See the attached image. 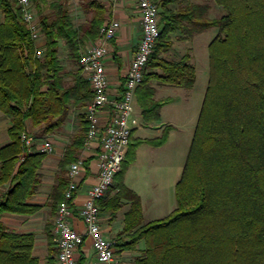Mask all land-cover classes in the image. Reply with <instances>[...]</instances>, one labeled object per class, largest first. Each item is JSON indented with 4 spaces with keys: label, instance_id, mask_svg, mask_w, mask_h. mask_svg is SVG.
Returning <instances> with one entry per match:
<instances>
[{
    "label": "trees",
    "instance_id": "trees-1",
    "mask_svg": "<svg viewBox=\"0 0 264 264\" xmlns=\"http://www.w3.org/2000/svg\"><path fill=\"white\" fill-rule=\"evenodd\" d=\"M154 1L160 32L147 63L150 71L137 88L144 120H156L159 108L168 102L152 99L153 91L146 87L150 79L187 90L194 83L187 54L176 62L159 57L169 47L168 34L182 29L190 37L209 28L217 33L208 44V84L174 186L176 207L163 218L143 222L138 195L122 183L142 141L129 142L115 186L98 201L100 211L111 219L127 204L115 247L118 252L133 251L141 242V254L132 264H264V0H214L224 14L213 19L205 17L204 5L173 11L169 6L180 0ZM31 2L44 39L41 58L34 57L35 45L14 0H0V111L12 123L7 131L10 142L0 149V188L10 184L0 194V214L39 210L27 200L36 191L45 154L26 153L18 163L23 154L20 134L27 120L48 134L60 126L72 101L80 109L90 102L92 93L79 71L71 85H64L57 42H65L67 58L76 64L84 44L98 38L104 23L105 9L94 1L87 3L94 7L93 16L79 29L73 28L64 9L50 20L40 7L46 0ZM85 128L72 136L58 163L59 175L49 194L54 216L67 184L65 169L77 159ZM167 131L146 142L162 145ZM46 230L53 246L50 224ZM32 244L31 235L7 232L0 223V264H37ZM48 263L54 264L51 256Z\"/></svg>",
    "mask_w": 264,
    "mask_h": 264
},
{
    "label": "built area",
    "instance_id": "built-area-1",
    "mask_svg": "<svg viewBox=\"0 0 264 264\" xmlns=\"http://www.w3.org/2000/svg\"><path fill=\"white\" fill-rule=\"evenodd\" d=\"M139 15L140 37L129 62L128 68L115 94L110 93V82L105 62L111 57L109 43L120 28L117 20L104 22L98 31V38L81 51L78 67L87 80L92 93L90 102L84 110L86 122L82 149L88 150L96 143L94 158L97 163L96 182L90 185L82 204L75 209L74 199L77 193L76 177L83 170V160L71 162L66 171L67 184L63 200L58 204L52 225V240L56 247V264H78L76 255L85 240H90L95 264H118L120 254L115 241L103 234L101 211L98 201L104 198L113 186L117 173L121 170L125 152L131 138L135 92L140 86L146 66L154 51L159 37V8L154 0H132ZM20 17L35 45L34 57L41 58L43 49L37 44L40 40V28L35 17L31 0H14ZM105 118H101V114ZM23 155L35 149L50 154L52 143L48 140L37 142L27 131L20 134ZM83 226L79 232L74 220Z\"/></svg>",
    "mask_w": 264,
    "mask_h": 264
},
{
    "label": "crops",
    "instance_id": "crops-1",
    "mask_svg": "<svg viewBox=\"0 0 264 264\" xmlns=\"http://www.w3.org/2000/svg\"><path fill=\"white\" fill-rule=\"evenodd\" d=\"M103 1L101 3L99 1V4H101L105 9L103 22L114 19L120 23V28L117 31L115 38L111 40L108 45L111 57L108 58L105 62L106 70L110 82V93L115 94L116 91H118V89L120 88V82L122 80V76L126 72L129 62L136 48L137 42L140 37V29L138 31L136 22L134 21V19L129 17L128 9L126 7L127 5L124 0H103ZM69 7L70 5H68L67 7L64 5V10L65 11L67 10L66 12H68ZM88 7L89 9L94 10L93 6H88ZM2 20H3V16L0 13V23L2 22ZM204 31L200 32L197 35L202 34ZM37 46L43 49L44 39L42 35L40 37ZM61 54L63 55L62 57L69 66L68 70H64V66L62 64V61L60 60ZM57 59L62 68L61 69L62 76L64 72L66 71L69 72V70H72L74 68L72 65H70V63L73 62H71L67 58L65 42L61 39H59L57 42ZM74 64L75 63H73V65ZM79 74L83 77L81 71L79 72ZM74 76L75 75L71 76L72 77L71 84L74 82ZM192 88L187 91L192 90ZM164 90H166L165 87L153 85L152 99L154 101H159V100L168 101L159 108L158 118L156 120H144L142 118L141 110L139 108L138 100H137L138 99L137 90L135 92V99L133 105L135 106V109L133 112V123H131L132 131H131L130 145L134 144L136 141H142V142L138 144L134 150L133 161L125 171L122 178V183L124 186L131 189L134 193L138 195L141 205L142 217L145 214V208L142 205L141 192L139 191V189L127 185L126 183L127 172L129 171V168L132 165H134V163L136 162L138 152L139 150H141L143 146H148L150 147L151 150H157V151L164 149L168 145L171 136L176 131H178V126L174 124L172 119H164L162 117V110L164 109V107H166L167 105L173 102L172 97L163 96L162 93L165 92ZM80 110H82V114H84L85 108L80 109L76 107L72 101V104L70 105L67 114L64 117L60 126L48 134L41 133L39 127H33L29 120L25 122L26 131L29 132L31 135H33L37 142L48 140L52 143L53 146L52 153L45 154L44 158L42 159L41 166L37 171L38 184L36 187V191L27 200V203L32 205H38L40 208L38 211L30 215L2 213L0 214V223L4 226L7 232L19 234V235H31L33 237L31 256L37 260V264H49L48 263L49 256L52 257L54 264H56L55 260H56L57 251H54L56 247L53 241H52L53 246L49 245V238L46 230V225L50 224V234L52 236V221L54 218V214L51 213L49 207V194L51 192V189L56 185V179L57 176L59 175L58 163L63 156L66 146L69 145L72 136L75 134L74 128L76 127V123L78 119L77 116L80 113L79 112ZM101 118L102 119L105 118L104 113L101 114ZM82 121L83 122L85 121L84 116ZM144 122H151V123L144 124ZM151 124H153V126H151ZM11 125H12L11 120L0 111V149L6 146L7 144H9L10 142L7 131L11 127ZM165 128L168 129L167 138L162 145L153 146L146 142L159 138ZM95 150H96V143H93L91 144L88 150H83L81 148V150L78 152V157L81 158L83 162L86 161V166L83 165V170L76 177L78 188L74 199L75 209H78V207L82 204L87 188L96 182L98 168H97L96 160L94 158ZM33 151L36 150L32 149L28 153H31ZM20 161L21 160H19L18 163ZM67 167L65 169L66 171H67ZM9 187H10L9 183L3 184L0 188V194L1 195L4 194V192ZM124 207L125 209L121 214V219L119 220V223L116 217L118 212H120V210L115 214L114 217L115 219H111L108 213H102L103 215L101 214V226L103 228V234L105 237L108 238L109 230H112V232L118 236L123 225L122 223L123 214L127 209V204H125ZM102 216L106 217L104 218L105 222L102 221L103 219ZM74 225L79 232H83V226L78 220L76 219L74 220ZM51 249H53V251H51ZM119 254H120V262L118 264H132L134 257L138 256V255L132 256V251H122L119 252ZM76 259L78 264H95L90 240L88 239L85 240L80 251L76 255Z\"/></svg>",
    "mask_w": 264,
    "mask_h": 264
},
{
    "label": "rangeland",
    "instance_id": "rangeland-1",
    "mask_svg": "<svg viewBox=\"0 0 264 264\" xmlns=\"http://www.w3.org/2000/svg\"><path fill=\"white\" fill-rule=\"evenodd\" d=\"M46 1L47 2L45 4H40L43 15H46L51 20L55 18L60 9H64V5L66 7L70 5L67 12L69 19L73 28L79 29L80 27L86 25L94 14V10L89 9L87 3L92 1L97 3L100 1L101 3L103 0ZM124 1L127 5L126 7L128 9V15L130 18L134 19L139 31V15L134 2L132 0ZM191 4H200L206 6L207 12L205 17L209 19L218 18L224 14L222 7L214 0H180L169 7H171L173 11H176ZM32 7H34L33 4ZM34 13L36 19L38 20V14L35 7ZM216 33L217 30L215 28L206 29L202 34H193L190 37H188L185 31L182 29L170 32L167 36L170 41L169 47L166 51L159 54V57L167 62H176L186 54L189 56V64L194 69V85L192 90L187 91V89L183 87L173 84L161 83L156 79H150L146 83V87H149L152 89V91L153 85L165 87L166 90H164L165 92L162 93L163 96H169L173 98V102L164 107L162 110V117L164 119H172L174 124L178 126V131H176L171 136L168 145L164 149L157 151L151 150L148 146H143L138 152L136 162L129 168V171L127 172V185L133 186L134 188L139 189L141 192L142 205L145 208V214L142 217L144 223L149 222L150 220L163 218L176 207L174 184L181 175L196 119L208 84L209 62L207 48L208 44L214 38ZM96 40L93 42H96ZM93 42H86L82 50H84L87 45ZM62 56L63 55L61 54L60 60L62 61L64 70H68L69 66ZM70 65H72L74 68L69 70V72L66 71L63 73L65 86L71 84L72 75H76L78 71L80 72L78 64L73 65V63H70ZM149 71L150 69L148 66H146L145 73H148ZM154 71L160 73L159 69H155ZM138 105L141 110V105L139 102ZM133 107L135 109V106ZM79 112L80 113L77 116L78 119L76 127L74 128L75 133H77L82 127H86V125L82 124L84 114L82 115V110ZM148 123L150 124L151 122H144V124ZM151 126H153V124H151ZM77 159L81 158H79L77 155ZM115 184L116 180L114 179V184L112 187H114ZM112 193L113 192H110V194ZM124 206L125 204L122 205L120 212L117 214L116 218L118 219V223L121 219V214L125 209ZM102 213L103 212H101V214ZM102 217V221L105 222L104 218L106 217ZM53 222L54 218L52 225ZM108 232V238L112 240L117 238V235H115L112 230H109ZM142 249L143 244L139 242L132 251V256L140 255Z\"/></svg>",
    "mask_w": 264,
    "mask_h": 264
}]
</instances>
